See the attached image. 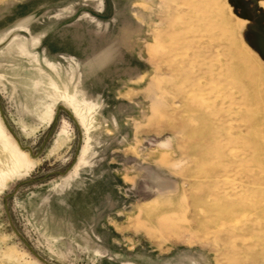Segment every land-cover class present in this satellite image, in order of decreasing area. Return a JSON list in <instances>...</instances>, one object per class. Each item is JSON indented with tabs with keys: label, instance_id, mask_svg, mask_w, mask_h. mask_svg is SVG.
<instances>
[{
	"label": "rangeland",
	"instance_id": "374dc122",
	"mask_svg": "<svg viewBox=\"0 0 264 264\" xmlns=\"http://www.w3.org/2000/svg\"><path fill=\"white\" fill-rule=\"evenodd\" d=\"M259 23L264 0H0V264H264Z\"/></svg>",
	"mask_w": 264,
	"mask_h": 264
},
{
	"label": "water",
	"instance_id": "95a60500",
	"mask_svg": "<svg viewBox=\"0 0 264 264\" xmlns=\"http://www.w3.org/2000/svg\"><path fill=\"white\" fill-rule=\"evenodd\" d=\"M257 33L259 35L260 39V47H261V52L264 57V29L261 27V24H257L256 26Z\"/></svg>",
	"mask_w": 264,
	"mask_h": 264
},
{
	"label": "flooded vegetation",
	"instance_id": "af4514ba",
	"mask_svg": "<svg viewBox=\"0 0 264 264\" xmlns=\"http://www.w3.org/2000/svg\"><path fill=\"white\" fill-rule=\"evenodd\" d=\"M13 133H14V132H13ZM15 139H16L18 145H20L21 147H23L22 144H21V141H20L19 138L16 136V134H15ZM23 148H24V147H23Z\"/></svg>",
	"mask_w": 264,
	"mask_h": 264
},
{
	"label": "crops",
	"instance_id": "0c3cea01",
	"mask_svg": "<svg viewBox=\"0 0 264 264\" xmlns=\"http://www.w3.org/2000/svg\"><path fill=\"white\" fill-rule=\"evenodd\" d=\"M74 120H75V119H74ZM74 122H75L76 124H78V123H77V120H75ZM28 150H30V151H31V149H28Z\"/></svg>",
	"mask_w": 264,
	"mask_h": 264
}]
</instances>
